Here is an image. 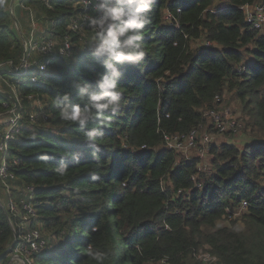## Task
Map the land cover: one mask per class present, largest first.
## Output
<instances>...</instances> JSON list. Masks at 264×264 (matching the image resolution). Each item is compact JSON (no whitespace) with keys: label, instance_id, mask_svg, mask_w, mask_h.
<instances>
[{"label":"trees","instance_id":"1","mask_svg":"<svg viewBox=\"0 0 264 264\" xmlns=\"http://www.w3.org/2000/svg\"><path fill=\"white\" fill-rule=\"evenodd\" d=\"M254 3L264 0H156L145 63L121 69L124 106L104 125L90 122L103 129L95 154L56 103L67 92L76 102L72 81L94 83L103 72L86 47L92 30L69 26L92 9L82 0H13L0 9V139L15 103L22 116L0 158L13 174L6 178L13 198L33 209L27 230L40 226L49 236L32 256L36 264H96L89 248L107 253L104 264H203L201 252L219 264H264V30L251 28L242 9ZM65 40L68 55L59 51ZM48 41V54L25 47ZM24 59L36 64L26 71ZM225 93L240 101L251 142L211 145L202 172L164 136L202 128ZM31 100L41 101L35 111ZM61 157L64 175L56 171ZM21 221L0 193V264L9 262Z\"/></svg>","mask_w":264,"mask_h":264},{"label":"clouds","instance_id":"2","mask_svg":"<svg viewBox=\"0 0 264 264\" xmlns=\"http://www.w3.org/2000/svg\"><path fill=\"white\" fill-rule=\"evenodd\" d=\"M92 9L84 16V21L93 35L87 44L92 58L101 61L103 72L98 73L95 82L80 79L72 81V89L78 96L73 102L72 92L64 93L57 99L58 116L63 122L77 127L84 133L83 143L98 153L99 137L103 136L102 127L92 126L110 122L124 106V97L120 81L124 76V65L142 66L145 63L144 32L151 24L150 13L156 0H87ZM7 0H0V9H8ZM67 157H61V164L56 167L64 175L68 165ZM40 159H51L43 154ZM79 162V155H72ZM95 178V177H93ZM87 255L96 264H104L107 253L89 248Z\"/></svg>","mask_w":264,"mask_h":264},{"label":"built area","instance_id":"3","mask_svg":"<svg viewBox=\"0 0 264 264\" xmlns=\"http://www.w3.org/2000/svg\"><path fill=\"white\" fill-rule=\"evenodd\" d=\"M83 5L85 6V9L91 8L88 5L87 0H82ZM244 12V17L246 23L254 29H260L264 27V3H254L252 5H244L242 7ZM86 14H91L89 12L84 13L80 17H75L71 19L70 21V28L72 30H77L81 26H88L87 23L84 21V16ZM167 18H170V15L167 16ZM206 46L212 45L211 42L207 41L205 43ZM25 47L30 48V50H35L37 52H41L43 54H48L53 50V43L51 41L48 42H42L41 44H38L36 42L32 43L29 42L28 44L25 43ZM60 53L70 54V45L67 40L64 42V46L60 48ZM36 64V61L31 60H23L22 67L27 71L28 67ZM40 70L43 71L45 69V66L42 64L39 66ZM242 68V67H241ZM239 68V70H241ZM32 80H35V77L32 78ZM30 99V97H28ZM215 101H218V97ZM39 107V106H38ZM9 110H15L16 111V103L9 109ZM14 111V112H15ZM205 115L211 117V125L213 129L217 132H223L225 130H236L240 127V124L234 119L233 117L229 116L227 111L221 112L219 110L215 109H208L205 111ZM18 116V117H16ZM30 119H34V113L31 111L29 113ZM14 120L7 122V127H5V130L1 136L0 139V152H5L7 149V145L9 140L13 139L20 129V123L18 124L19 120L21 119V115L18 111L15 112ZM201 128V127H200ZM199 128V129H200ZM198 130H191L189 133L186 134H177L173 136H164V139L168 145L169 148L176 149L178 151H181L182 149H191L194 147L197 143V134ZM210 135L205 134L203 136V143L210 141ZM182 152V151H181ZM6 162L1 157L0 158V177L3 182V187L7 191V193L11 194L7 199V208L9 212L11 213V216L13 217H19L22 219L20 222V226L18 228L23 229V232L19 235L15 236V241H17V244L13 246L10 252V260L12 261V264H31L33 259V254L45 249L49 242V236L44 234L41 227H33L31 229L27 230L28 225L31 222H28V219L30 217H34V212L29 204V202L25 199H20L19 203L15 201V199L12 196V191L10 190L6 178H13V174H8L6 171ZM32 187H27L26 191H31ZM246 202H242L241 207H246ZM22 207V209L26 212L23 214L19 211V207ZM197 259L200 260L203 264H219L217 257L210 254L209 252H201L197 255Z\"/></svg>","mask_w":264,"mask_h":264},{"label":"rangeland","instance_id":"4","mask_svg":"<svg viewBox=\"0 0 264 264\" xmlns=\"http://www.w3.org/2000/svg\"><path fill=\"white\" fill-rule=\"evenodd\" d=\"M263 30L264 27L262 28V31ZM40 103L41 101L31 100L28 109H33L35 111L37 107L40 106ZM217 107L221 112L227 111L229 116L236 119V121L240 124V127L236 130H225L223 132H217L213 129L212 125H210L211 122L210 117L205 115L206 122L204 123V126L200 128L201 131L198 134V140L196 145L191 149L188 148L182 149L181 150L182 152H180L181 155H184L187 158H197L199 160L198 169L199 171L202 172L209 171L211 167L212 155L209 152V148L211 145L213 144L220 145L223 142H228L235 144L239 149H242L246 143L251 142V134H248L246 131L243 130V126H244L242 121L243 113H242L240 101L237 100L232 93H225L224 96L222 97V100L218 103ZM14 111L8 110L6 112L7 116L6 117L4 116L3 118L5 127H7L6 126L7 122L11 121L10 123H12V120H14L13 118L16 112ZM205 134H209L211 137L209 142L203 143V136ZM0 193H1V200H3L5 204H7L6 200L3 197V195L6 193V190L3 186L0 187ZM243 209H244L243 207L239 208V210H243ZM8 264H12V261L10 259ZM31 264H36V263L33 261Z\"/></svg>","mask_w":264,"mask_h":264},{"label":"water","instance_id":"5","mask_svg":"<svg viewBox=\"0 0 264 264\" xmlns=\"http://www.w3.org/2000/svg\"><path fill=\"white\" fill-rule=\"evenodd\" d=\"M13 6V0H10L9 8L11 9ZM25 56V55H24ZM4 207V205H2Z\"/></svg>","mask_w":264,"mask_h":264}]
</instances>
